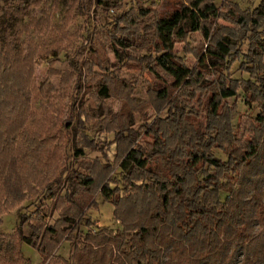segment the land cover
Here are the masks:
<instances>
[{
	"label": "trees",
	"instance_id": "obj_1",
	"mask_svg": "<svg viewBox=\"0 0 264 264\" xmlns=\"http://www.w3.org/2000/svg\"><path fill=\"white\" fill-rule=\"evenodd\" d=\"M139 8L137 17L131 18L133 25L153 13L151 8ZM128 15L116 18V30ZM217 18L236 21L242 33L236 36L231 29L212 34L211 24ZM149 29L150 54L128 57L151 63L149 71L161 80L157 91L161 104L155 105L156 111L166 108L167 116L156 118L148 129L153 140L150 150L135 144L137 133L131 126L122 127L116 135L127 132L133 142L119 163L123 184L112 190L111 199L114 215L124 229L115 234L85 233L82 221L94 202L85 204L67 192L71 205L64 208L59 227L46 226L41 234L43 224H39L28 236L22 227L23 214L13 233L0 232V264H30L23 243L39 251L42 264H234L239 251L247 258L260 244V236H253L252 231L255 224L264 229V200L258 186L262 180L260 176L251 178V173L259 163L264 141V107L252 124L242 125L239 116L234 126L235 107L228 99L241 88L247 104L264 102V0L246 10L233 3L226 13L215 0H189L158 15ZM194 31H201L210 42L191 66L179 56L177 44ZM247 40L250 50L245 53ZM116 44L126 49L133 45L121 37ZM235 56L244 58L245 70L255 82L239 83L230 76ZM10 57L0 55V154H10L0 157V217L23 201L26 193L46 188L51 183L48 167L54 166L45 155L51 144L40 146L42 137L35 133L23 153L30 157L25 164L31 171L27 173L21 166L14 176L19 157L13 162L14 147L2 143L8 133L2 128L9 98L16 99L13 86L19 78ZM100 92L109 96L110 87L104 84ZM84 138L87 144L77 149V155L85 154L86 148L102 150L92 138L85 134ZM214 149L227 160L215 156ZM150 161L155 166L150 168ZM110 168L97 163L92 168L94 175L84 179L88 188L108 186L114 173ZM223 192L227 193L224 199ZM65 240L71 243L72 260L52 255Z\"/></svg>",
	"mask_w": 264,
	"mask_h": 264
},
{
	"label": "rangeland",
	"instance_id": "obj_2",
	"mask_svg": "<svg viewBox=\"0 0 264 264\" xmlns=\"http://www.w3.org/2000/svg\"><path fill=\"white\" fill-rule=\"evenodd\" d=\"M188 1L0 0V55L11 56L9 59L19 74L13 86L17 90L16 99L9 98L7 120L3 121L2 129L8 133L2 143L14 147L13 162L19 157L14 176L21 166L27 173L31 171L25 164L30 157L23 153L35 133L42 137L40 146L51 144L45 155L54 162L47 172L51 183L46 188L37 187L36 193H26L23 201L4 213L0 217V232L13 233L23 214L22 227L28 236L39 224H43L41 234L46 226L59 227L64 208L71 205L67 192L74 193L75 198L85 204L89 200L94 202L91 208L88 205L82 221L81 229L85 233L105 231L115 234L124 229L114 215L111 199L112 190L123 184L119 163L133 142L127 132L120 137L116 135L122 127L131 126L137 133L135 144L150 150L153 140L148 129L156 118L167 116L165 107L159 113L156 111L155 105L161 104L157 97L161 80L149 71L151 63H140L128 56L150 54V24L158 15ZM260 1L215 0L220 11L225 13L233 3L246 10L254 9ZM141 5L151 8L153 13L140 17L138 25H133L131 18L137 17ZM125 13L129 14V22L122 20L120 29L124 30H116V18ZM211 25V33L215 35L231 29L236 36L242 33V27L236 21L217 18ZM120 37L129 40L132 47L126 49L116 44ZM209 40L201 31L192 32L184 42L177 44L179 56L187 64L196 65L197 55L206 50ZM249 50L250 41L247 40L243 51L248 53ZM262 60L264 64V57ZM244 61L242 56L234 57L230 76L239 83L255 82V77L245 70ZM208 78L212 79V76ZM104 84L110 87L109 96L100 92ZM228 102L235 107L234 126L239 116L243 118L242 125L252 124L251 120L264 107L263 101L247 104L241 88ZM84 134L102 150L86 148L85 154L77 155V149L87 144ZM213 152L227 160L220 150ZM4 155L10 154L5 152L0 157ZM258 162L252 167L251 178L260 176L262 182L258 186L264 200V141ZM95 163L109 165L114 170L108 178L110 184L98 190L88 188L84 181L94 175ZM149 166L151 168L155 163L150 161ZM226 196L225 192L221 194L223 199ZM254 203L255 200L252 205ZM252 235L260 236V244L251 249L247 258L239 251L234 264H264V229L261 225H254ZM81 238L84 242V237ZM41 240L42 236L39 242ZM22 251L30 264H42V257L34 246L23 243ZM52 255L72 260L71 243L63 241Z\"/></svg>",
	"mask_w": 264,
	"mask_h": 264
}]
</instances>
